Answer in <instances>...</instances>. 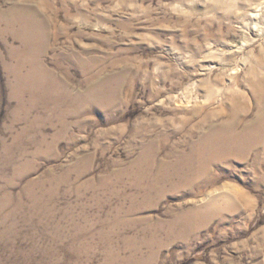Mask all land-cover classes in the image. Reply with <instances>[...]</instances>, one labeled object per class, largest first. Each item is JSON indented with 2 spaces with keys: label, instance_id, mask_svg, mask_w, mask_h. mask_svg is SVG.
<instances>
[{
  "label": "rangeland",
  "instance_id": "obj_1",
  "mask_svg": "<svg viewBox=\"0 0 264 264\" xmlns=\"http://www.w3.org/2000/svg\"><path fill=\"white\" fill-rule=\"evenodd\" d=\"M263 96L264 0H0V264H264Z\"/></svg>",
  "mask_w": 264,
  "mask_h": 264
},
{
  "label": "bare ground",
  "instance_id": "obj_2",
  "mask_svg": "<svg viewBox=\"0 0 264 264\" xmlns=\"http://www.w3.org/2000/svg\"><path fill=\"white\" fill-rule=\"evenodd\" d=\"M226 4V3H225ZM23 25H27L30 22L27 21H22L21 22ZM262 95V92H258L257 96L260 97ZM264 97V96H263ZM213 125V124H211ZM215 126V125H213ZM216 127V126H215ZM233 125H230V127H227L225 129L226 134L227 132H230L227 136L226 139H224V134H223V127H220L219 132L218 131H212V133L208 136L205 137V139L203 140V142L200 145V151H207V152H211V154L216 157V158H224L226 157V154L224 153L223 147L224 145H227L229 147L228 150V155H233L235 154V149L239 147L237 140H239L238 138H242L240 135L235 134L233 131ZM260 133H263L264 130L259 131ZM259 137L261 138V136L259 135ZM225 140V141H224ZM227 141H229V145L227 144ZM256 145V142L255 144ZM252 146H248V149H250ZM237 146V147H236ZM233 147H236L233 149ZM239 149V148H238ZM246 149V150H248Z\"/></svg>",
  "mask_w": 264,
  "mask_h": 264
}]
</instances>
